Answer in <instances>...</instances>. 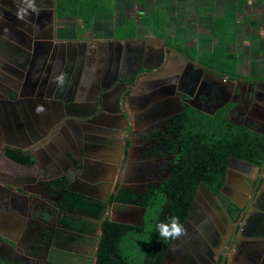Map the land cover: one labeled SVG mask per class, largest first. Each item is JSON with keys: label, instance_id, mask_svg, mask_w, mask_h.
I'll use <instances>...</instances> for the list:
<instances>
[{"label": "crops", "instance_id": "1", "mask_svg": "<svg viewBox=\"0 0 264 264\" xmlns=\"http://www.w3.org/2000/svg\"><path fill=\"white\" fill-rule=\"evenodd\" d=\"M5 2L0 6L14 20L0 14L1 55L12 54L8 36L22 40L15 32L23 27L11 21L31 27L41 43L61 45L55 54L46 44L20 48L28 53L17 55L28 61L21 87L44 75V62L53 55L63 62L59 75L65 81L50 97L27 96L31 102L12 111L10 99L0 98L1 262L22 256L38 230L54 220L38 207L57 194V180L105 200L119 174L127 187L149 176L147 162L154 160L141 151L143 136L160 130L185 102L210 112L219 101L231 121L264 133V0H97L105 12L86 18L57 15L56 9L48 14L52 3L49 8L47 0H35L39 13L24 20L17 18V0ZM232 66L236 76L230 79L224 69ZM38 106L43 110L37 112ZM229 162L231 196L246 194L255 169L235 158ZM260 191L243 222L224 226L225 241L207 242L198 253L163 264H264V181ZM128 209L130 222L139 223L142 208ZM107 210L113 219L115 207ZM232 232L236 236L227 243ZM8 239L20 242L19 249L10 248ZM66 247L58 250L70 258L75 250Z\"/></svg>", "mask_w": 264, "mask_h": 264}, {"label": "trees", "instance_id": "2", "mask_svg": "<svg viewBox=\"0 0 264 264\" xmlns=\"http://www.w3.org/2000/svg\"><path fill=\"white\" fill-rule=\"evenodd\" d=\"M101 8L97 0H57L60 15L86 18L104 13ZM224 71L231 73V77L236 76L233 66ZM192 113L193 110L189 108L181 114V118H186L188 122L180 120L175 123L176 126L181 125L179 136L183 142L182 150L176 156L180 158L181 167L162 186L168 195L159 192L134 195L121 189L109 198V202L143 207L145 211L140 224L117 222L108 216L101 218V201L75 191L63 190L64 208L75 209L81 214L75 216L66 213L63 218L66 227L92 234L97 227L96 220L101 221L95 264H161L171 241L163 240L154 228L149 231V224L154 225L158 220L166 221L173 215L178 216L182 224L188 215L197 180H209L212 190L218 191L224 182L229 156L256 165L263 163L264 136L226 121L224 112L214 117L199 114V119H193ZM198 130L200 134L195 133ZM195 142H200L202 146L193 148ZM9 155L17 158L15 154ZM56 183L62 188L66 186L64 178Z\"/></svg>", "mask_w": 264, "mask_h": 264}, {"label": "flooded vegetation", "instance_id": "3", "mask_svg": "<svg viewBox=\"0 0 264 264\" xmlns=\"http://www.w3.org/2000/svg\"><path fill=\"white\" fill-rule=\"evenodd\" d=\"M0 3L6 4L5 0H0ZM46 3L49 4V8H51L50 3H52V8L49 9L47 13L54 14V11L56 9V13L58 15L57 0H52V1L47 0ZM9 6L12 8L15 7L12 5ZM0 14L8 19L13 20L12 15L6 13L4 7L2 6H0ZM29 28L33 33L32 28L31 27ZM230 79L233 78L231 77ZM190 103L185 102L182 106L183 108L179 113H177L176 115H174L169 119H164L162 121L160 130L148 133L147 135L143 136V141H142L143 145L141 146V151L142 153L144 152V154L148 156L149 159L154 160L153 162H147L150 168L149 171L151 172L149 176L145 178L137 177L139 183L133 185V187L130 186L127 187L122 183V180L120 178L121 174H119V177L115 181L113 190L109 193V195L105 200H99L93 197H89L88 195H85L78 191L75 192H78L86 197L101 201L103 203V209L100 214L101 218L108 216L107 209L109 207L111 208L112 205L114 207H117L118 205H124L128 207L137 206L134 204L109 202L110 196L112 194H116L121 189H124L126 192L134 195L145 194L146 192H159L160 194L163 193L165 196L168 195L167 191L162 190V186L167 182V180L170 178L173 172L176 169H180L181 167L180 158L179 159L176 158L178 154H181V150H182L181 144L183 142L181 140V137L179 136V134L181 133L180 130L181 125L176 126L175 123L179 122L180 120L187 121L186 118H181V114L187 111L189 108L192 109L194 112L192 113L194 117L193 119H199L200 118L199 114L214 117L217 116L219 113L224 112L225 113L224 119L226 121L264 136V133H262L259 129H257V127L254 126V124L248 123L247 125L246 124L242 125L231 121L227 117L228 115L225 111V108L222 105L220 106L221 103L219 101L215 102V106L213 107V109L217 106L218 108L210 112H204L201 109L195 108ZM7 105L9 107V104ZM189 105L192 106L194 109L189 107ZM195 133L200 134L201 131L198 130ZM195 143H194L195 144L194 147L192 146L195 149H198L202 146L200 142H195ZM129 145H130V141L127 139L124 145L122 165L127 159V149ZM11 151H12L11 149H8L7 152L11 153ZM232 158H235L236 160L239 161H243L255 169V175L253 176V178H251V181L248 183L246 181L245 183L248 192L246 194H244L243 192H238V194H236V197L231 196L230 190L226 183L227 182L226 173L230 165L229 161ZM224 175H225L224 182L218 191L212 190V188L208 184L209 180L208 181H205L203 179L197 180L194 191L192 193L189 212L186 217L187 225H184V227L187 229V235L179 238V239L184 238L185 241L187 242V245L189 243L187 249H189L190 251L182 252L181 251L182 248L176 246L172 250L173 253V256L171 257L172 259H176L182 256L185 257L187 255L189 257L193 253H198L199 252L198 247L205 246L207 242L216 245V243L219 244L220 242L225 241L227 239L224 232L225 231L224 226L226 225V222L228 221L229 223H232L233 226L236 224L239 225V223L243 222V220L245 219L246 211L251 207H257L256 205L258 203L256 204L255 200L257 195L261 193L260 189L264 181V161L261 165H256L248 161H245L241 158L229 156ZM53 186L57 187V183L55 182ZM57 188H58L57 194H54L49 198L47 197V202L41 203L40 206L38 207V208H46V210L50 214H52V219H54L52 222L51 221L50 223L48 222V228H45L46 231L49 232L50 238L48 240H45L42 244L41 243L38 244V239L35 238L33 240V243L28 245V247L24 249L22 256L14 255L11 257L10 261H3V262L0 261V264H18L15 262L17 260L22 261L25 264H90V263L95 264L96 263V251H97L96 247H98V238H99V229H100L99 225L101 221L96 220L97 227L94 233L92 234L80 233L75 231L74 229L66 227L63 223V218L64 215H66V213L75 216L81 214L75 209L73 210V209L64 208L63 190L65 189L69 191L72 190L67 188V185L64 188L62 187H57ZM218 193L220 195H218ZM141 208L142 210L140 214L139 223L130 222L131 219L129 220V218L124 219V218H116L113 216L114 218L111 219L109 216L108 217L111 220L115 219L114 221L117 222H122L127 224H140L142 222L145 211L143 207ZM104 210H106V212H104ZM103 213L105 214L107 213V214L103 215ZM96 233L98 234L97 241L93 249H91L90 251L89 238L95 236ZM235 236H236V232L234 233L232 232L227 240V243L230 241V239L235 238ZM21 244L23 245L22 242ZM71 244H72V248L75 251L71 253L70 258H66L62 255V253H60L58 248H67L66 246ZM9 247L12 248L11 246Z\"/></svg>", "mask_w": 264, "mask_h": 264}, {"label": "water", "instance_id": "4", "mask_svg": "<svg viewBox=\"0 0 264 264\" xmlns=\"http://www.w3.org/2000/svg\"><path fill=\"white\" fill-rule=\"evenodd\" d=\"M38 7V6H37ZM14 20V19H13ZM17 25H19L23 33H20V31H16L15 33L18 34L21 37V41H19L16 38H13L12 36H8L7 38L10 40L8 45L10 46V50L12 51V54L9 55H1L0 54V98H9L12 102L9 103V109L12 111L14 108H19V104L21 101L30 103L31 101L27 100V96H34V97H40L43 96L44 98H48L51 95V92L55 91L57 86V83L54 82V77L59 76V69L62 66L63 62L58 59H54L50 57L46 62V73L42 75L41 77H38L35 79L34 83L28 87L27 84H24V87H21V79L23 77L24 71H25V64L28 62L26 61V58L22 60L24 56H21L18 58V52L28 54L20 48H25L26 50L32 49L35 45L38 44H46L48 47H52V53H56V49L58 47H61V45H52L51 43H41V41H37V36L32 33L31 29L28 26H24L21 23H18L17 21H11ZM50 39V37H48ZM52 45V46H51ZM27 57V56H26ZM53 62H57V65L54 66V74H52L50 77L47 76L48 69L50 67L51 70V64ZM34 89V90H33ZM7 102V101H6ZM5 102V103H6ZM58 124H60V120L56 121ZM64 123V122H63ZM62 124V123H61ZM27 191V189L25 188ZM218 195H220L218 193ZM39 214H43L40 212V209L38 210ZM187 225V218L183 222V226ZM26 235V233H25ZM101 235V231L99 229V236ZM27 236V235H26ZM36 239H38V244H42L45 240H48L50 238V234L48 231H46L45 228H41L38 230V235H36ZM187 238V237H186ZM9 246H11L13 249L17 248L20 245V242L16 240L8 239ZM176 241V242H175ZM171 241L168 248L166 249L164 256L162 258L161 264H163L169 257L173 256L172 250L176 246L181 247V251H190L187 249V242L184 238H181L179 240ZM0 242L6 243V241L2 238H0ZM12 242V243H11ZM196 245V244H195ZM97 249V247H96ZM186 249V250H185ZM61 252V251H60ZM188 256V255H187ZM18 264H25L22 261H15Z\"/></svg>", "mask_w": 264, "mask_h": 264}, {"label": "clouds", "instance_id": "5", "mask_svg": "<svg viewBox=\"0 0 264 264\" xmlns=\"http://www.w3.org/2000/svg\"><path fill=\"white\" fill-rule=\"evenodd\" d=\"M21 3L23 6H20ZM40 9L37 7L35 0H17V18L24 20L29 13L38 14ZM65 81V75L61 73L54 77V82L62 86ZM42 106L37 107V112L42 111ZM154 230L165 241H175L182 236L187 235V229L181 224L178 216H170L166 221H157L154 225L149 224V231Z\"/></svg>", "mask_w": 264, "mask_h": 264}, {"label": "rangeland", "instance_id": "6", "mask_svg": "<svg viewBox=\"0 0 264 264\" xmlns=\"http://www.w3.org/2000/svg\"><path fill=\"white\" fill-rule=\"evenodd\" d=\"M115 208L116 209L114 210V213L112 214V216H114L116 218H124V219H128L129 218V220H130V213L132 211L128 209V206L118 205ZM103 215H105V213H103ZM114 217H112V218H114ZM226 225L229 227V226H231L233 224L232 223H229L227 221L226 222ZM97 237H98V234L96 233L95 236L89 238L90 239V241H89V244H90V248L89 249H90V251H91V249H93V247H94V245H95V243L97 241Z\"/></svg>", "mask_w": 264, "mask_h": 264}]
</instances>
